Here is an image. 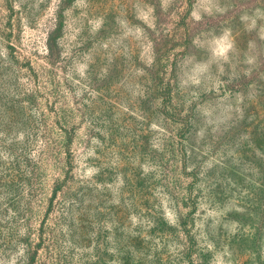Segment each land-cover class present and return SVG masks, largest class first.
Returning a JSON list of instances; mask_svg holds the SVG:
<instances>
[{
    "label": "rangeland",
    "instance_id": "374dc122",
    "mask_svg": "<svg viewBox=\"0 0 264 264\" xmlns=\"http://www.w3.org/2000/svg\"><path fill=\"white\" fill-rule=\"evenodd\" d=\"M0 264H264V0H0Z\"/></svg>",
    "mask_w": 264,
    "mask_h": 264
}]
</instances>
